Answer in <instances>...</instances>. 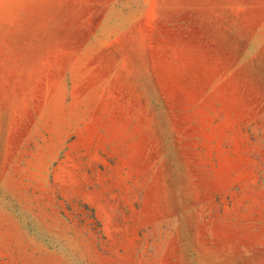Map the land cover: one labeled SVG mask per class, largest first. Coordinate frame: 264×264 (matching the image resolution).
I'll return each mask as SVG.
<instances>
[{"label": "rangeland", "instance_id": "1", "mask_svg": "<svg viewBox=\"0 0 264 264\" xmlns=\"http://www.w3.org/2000/svg\"><path fill=\"white\" fill-rule=\"evenodd\" d=\"M0 264H264V0H0Z\"/></svg>", "mask_w": 264, "mask_h": 264}]
</instances>
